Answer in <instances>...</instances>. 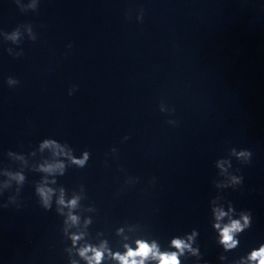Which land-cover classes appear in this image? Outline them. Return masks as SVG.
<instances>
[{
    "label": "clouds",
    "instance_id": "obj_1",
    "mask_svg": "<svg viewBox=\"0 0 264 264\" xmlns=\"http://www.w3.org/2000/svg\"><path fill=\"white\" fill-rule=\"evenodd\" d=\"M14 3L22 13H35L39 9L40 0H27L26 3L23 0H14ZM143 18L144 9L140 8L136 13V20L142 22ZM25 37L32 42L38 39L31 23L19 24L10 32L0 30V40L16 46L6 48L8 55L13 58L23 56L20 45ZM67 48L71 49L72 44L69 43ZM6 84L13 88L20 81L9 76ZM77 89V85L70 86L68 96H72ZM159 110L168 114L175 112L174 108L167 107L163 101ZM167 123L173 127L178 125V121L174 119H169ZM128 139L130 137L127 135L123 137V141ZM75 152L76 149L68 142L51 137L42 139L27 153L7 151V159L15 167L0 164V209H20L23 206L21 194L25 184L29 182L27 173H35L39 179L31 182L33 195L41 209L45 212L54 210L60 219V242L63 244L67 264H188L189 261L191 264H207L198 242L200 233L196 228L182 235L172 236L166 246H162L159 238L138 221H125L116 227L113 233L115 243L106 231L96 230L93 233L91 228L97 207L93 202L84 203L88 200L85 185L81 183L69 189L58 181L68 169H83L88 166L91 152L84 149L79 156ZM109 155L116 158L118 149L113 147L105 154L106 164ZM252 155V151L247 148L231 147L226 157L217 159L214 163L218 178L213 179L212 184L217 195L210 199L209 211L211 228L216 234V245L222 249L218 257L220 264H264V242L249 249L244 255H228L240 246V237L252 227L253 216L249 210L237 211L231 201L219 194L224 189L236 190L244 182L243 175L236 174L240 172L239 168L231 170L232 158L246 166L251 163ZM120 171L126 173L123 168ZM139 181V177L126 174L119 191L122 192ZM149 183L154 185L155 177ZM5 193L8 195L3 199Z\"/></svg>",
    "mask_w": 264,
    "mask_h": 264
}]
</instances>
